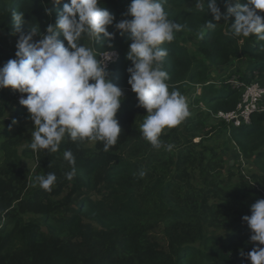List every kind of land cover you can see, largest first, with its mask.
<instances>
[{"label": "trees", "instance_id": "trees-1", "mask_svg": "<svg viewBox=\"0 0 264 264\" xmlns=\"http://www.w3.org/2000/svg\"><path fill=\"white\" fill-rule=\"evenodd\" d=\"M130 2L102 0V6L115 23ZM217 4L226 12L223 0ZM164 7L169 19L187 26L161 46L169 52L164 61L169 89L190 96L199 86L195 100L201 105L182 124L162 132L161 139L174 144L171 152L153 149L143 139L139 125L147 111L137 107L133 94L117 113L122 133L108 152L102 142L73 143L67 137L56 153L34 152L24 133L27 110L15 105L17 92L0 89V264H250L242 255L253 247L242 217L264 198V184L243 174L238 162L231 164L227 151L212 145L210 137H225L239 162L241 155L246 161L264 160V113L240 128L213 120L240 101L232 77L264 86V41L233 36L234 17L217 23L206 12L207 0L205 10L196 9L193 0H167ZM61 9L48 0H0V31L11 30L12 12L22 11L25 25H39L43 32ZM206 21L216 28L206 29ZM112 43L119 59L110 78L133 93L126 71L130 41L117 33ZM15 51V45L0 42V66L15 58ZM66 149L76 157L71 181L64 176L71 170L62 155ZM48 172L57 176L52 190L34 187L33 178Z\"/></svg>", "mask_w": 264, "mask_h": 264}, {"label": "clouds", "instance_id": "clouds-1", "mask_svg": "<svg viewBox=\"0 0 264 264\" xmlns=\"http://www.w3.org/2000/svg\"><path fill=\"white\" fill-rule=\"evenodd\" d=\"M48 3L62 4V9L43 32L34 24L25 33V13L12 12L11 35L17 36L15 58L0 66V89L21 94L18 103L27 110L33 124L29 147L34 152L56 153L65 137L73 143L102 142L104 152L117 144L122 133L117 113L125 97L110 78L108 65L116 56L112 42L118 33L130 41L126 52L130 61L127 83L136 95L137 107L147 111L139 131L153 149L171 152L174 144L162 140V132L182 124L191 113L187 97L179 89H169L170 75L164 68L169 52L161 46L173 42L177 33L187 29L185 24L169 19L164 7L167 0H131L124 18L115 23L102 0ZM205 3L206 0H193L199 10H205ZM223 7L226 12L221 11L217 0H207L206 12L217 23L234 17L229 24L233 36L254 35L264 41V15L260 14L264 13V0H223ZM45 12L51 15L50 8L45 7ZM217 23L206 21L205 28L213 30ZM96 45L107 49L98 51ZM17 123L12 120V125ZM62 155L71 166L64 176L71 181L76 175V157L71 149ZM145 174L143 169L138 173L141 178ZM56 182L53 172L33 178V186L46 191H51ZM242 221L250 230L249 243L253 245L242 255L250 264H264V198L251 204L250 215H244Z\"/></svg>", "mask_w": 264, "mask_h": 264}, {"label": "built area", "instance_id": "built-area-1", "mask_svg": "<svg viewBox=\"0 0 264 264\" xmlns=\"http://www.w3.org/2000/svg\"><path fill=\"white\" fill-rule=\"evenodd\" d=\"M114 52L116 53L114 62H110L108 65L110 73L119 59V53ZM229 83L240 91V101L234 111L218 112L213 115V120L217 122L223 121L237 128L250 125L253 115L264 113V86L259 82L245 84L236 77H232ZM20 95V93H16L14 101L16 106H20L18 103Z\"/></svg>", "mask_w": 264, "mask_h": 264}, {"label": "rangeland", "instance_id": "rangeland-1", "mask_svg": "<svg viewBox=\"0 0 264 264\" xmlns=\"http://www.w3.org/2000/svg\"><path fill=\"white\" fill-rule=\"evenodd\" d=\"M23 31L25 33H27L29 30H30V26L28 25H23ZM39 38V37H38ZM34 39H37V38H34ZM16 40H17V36H13L11 35V30H3V31H0V42H2L5 46L7 47H10V46H13L15 45L16 43ZM264 82V81H263ZM8 90V88H6ZM197 92L196 94L194 93L193 95H188L186 96L187 99H188V103H189V110H190V113L194 110V111H198L201 109V105L197 104L196 103V96L199 95V86L196 88ZM124 92V100L121 104V108L118 112L122 111L123 108H124V103H125V99L127 97H129L130 95L133 94V96H135V93H130L129 91H126V90H123ZM13 108V107H12ZM13 114V109H11V111H9V115ZM24 126V133L26 136L30 137L31 138V134H30V131L29 129H31L33 127V124L32 122H28L26 124L23 125ZM17 130V129H16ZM168 128L165 129V131H167ZM210 141H211V144L214 145V146H221L222 149L226 150L228 156H227V159L231 161V164H237V167H241L240 170H242L246 176L248 177H252V176H257L259 178V180L264 184V182L262 181V179L264 180V160L263 161H259V160H253V161H246L242 155L240 156L241 158V163L239 161H237V155H238V151L236 149H234V147L230 144L227 143V140L225 137L221 138V137H210ZM229 145V146H228ZM35 164L33 162H28V161H25V167L30 169V170H33L34 169V166ZM238 169V168H237ZM238 169V170H239ZM260 188L262 189V186H260ZM264 191V189H262Z\"/></svg>", "mask_w": 264, "mask_h": 264}]
</instances>
